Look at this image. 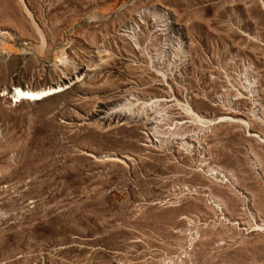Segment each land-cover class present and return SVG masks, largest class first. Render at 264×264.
<instances>
[{"label": "rangeland", "instance_id": "1", "mask_svg": "<svg viewBox=\"0 0 264 264\" xmlns=\"http://www.w3.org/2000/svg\"><path fill=\"white\" fill-rule=\"evenodd\" d=\"M0 264H264V0H0Z\"/></svg>", "mask_w": 264, "mask_h": 264}, {"label": "bare ground", "instance_id": "2", "mask_svg": "<svg viewBox=\"0 0 264 264\" xmlns=\"http://www.w3.org/2000/svg\"><path fill=\"white\" fill-rule=\"evenodd\" d=\"M166 16L168 18H174L173 14L169 11H166ZM174 22V20H172ZM131 37H134L135 32L130 30L128 31ZM64 84H55L54 86H50L48 88L40 89V90H30V89H22L20 87H16L15 90L12 92V97L17 99H27V100H37L41 99L44 96L58 91ZM189 112L195 116L196 114L193 113L192 110ZM110 115L113 119L117 120H126V119H133L134 121H138L141 119V112H135L131 107H119L118 109H114L111 111ZM155 131V130H154ZM156 133V132H155ZM155 135V134H154Z\"/></svg>", "mask_w": 264, "mask_h": 264}]
</instances>
